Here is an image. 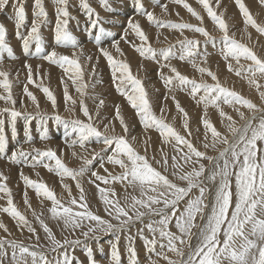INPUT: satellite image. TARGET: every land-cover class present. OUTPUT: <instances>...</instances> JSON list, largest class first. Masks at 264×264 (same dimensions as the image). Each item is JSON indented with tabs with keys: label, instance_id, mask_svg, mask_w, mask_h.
<instances>
[{
	"label": "rangeland",
	"instance_id": "374dc122",
	"mask_svg": "<svg viewBox=\"0 0 264 264\" xmlns=\"http://www.w3.org/2000/svg\"><path fill=\"white\" fill-rule=\"evenodd\" d=\"M87 2L94 10L91 16L87 10L80 6V0H68L67 9L70 19L67 30L76 38L78 46L74 48L70 43L66 45L57 43L55 38L57 5L55 0H42L45 11L48 12V17L46 22L41 24L39 30L42 47L44 48V51L39 55L35 52V41L29 45L27 51L23 49V41L17 38V29L15 27V10L23 5L26 18L24 24L19 29V33L21 36H27L32 26V21L35 19L33 15L34 11H36L34 7L35 0H8L5 8L0 10V24H3L6 29L7 43L11 47L12 54L15 57V59H10L7 51L0 50V68H4L3 70L10 73L9 80L12 85L11 92L13 100L15 101L13 104L0 100V110L5 108L9 110L7 112L0 111V120L4 121L3 135L6 140L4 154L0 155V173H3V175L7 177V180L0 181V183L7 185L11 191L13 204L18 211L26 217L29 224L36 229V233L32 234L28 231L27 226L22 224L18 226L16 219L11 217L8 213L0 211V223H3L7 228V231L0 228V236L5 237L6 240H15L18 243H22L24 246L29 247L30 251H35L38 255L43 254L50 264H56L58 259L62 260L63 253H67L70 258L74 257L73 264H76V261H79L80 264H89L87 255V250L89 248L92 249V259H94L95 264H114L111 259L113 244H116L119 251L120 264H129L130 256L128 247L130 242L128 237H132L131 246L136 250V264H151V262H155V264H167V261L162 258L163 255H167L172 260L180 258L177 257L175 253L169 252L167 247L162 249L161 244L166 245L167 240L161 238L159 232L153 234L146 227L149 223L158 226L156 222L160 219L159 215H145L140 219H134L128 225L114 231L97 232L85 237L81 233L87 231V226L91 222L85 221L82 228L75 230L64 228L63 222L53 218L49 211L52 206L51 201L43 195L38 196L32 187L26 186L21 173L24 174L23 176L29 177L32 181L45 183L48 188L54 192L56 198L65 206H68V201L70 199L68 190L63 187L65 184L68 185V189L71 191V197L79 201V190L76 188V180L70 177L61 179L54 171H49L44 168L43 165L31 167L29 166V164L32 163L30 157L29 163L27 164L23 161L13 163L8 157L12 151L21 148L29 153H31V150L34 148L39 150L51 148L57 151L58 155L62 153V159L67 167L79 169L83 163L81 157L91 159L94 152H101V149L104 148L102 142H96L95 138L87 144L85 149L80 148L79 145L69 147L70 141L76 139V134L72 131L71 120L77 118L81 120L86 119L80 112V101L83 100L84 104L93 115L95 126L101 131L104 130L103 126L105 124L109 126L106 135H125L120 121L116 119V106L119 105L120 114L128 126L126 138L133 147L140 154H145V143L147 142L146 157L152 165L164 175L168 176V178L177 185H186V182L181 181L178 175H173L174 169L171 166V158L176 156L177 162L182 166L183 170L191 171L194 164L185 163V161L180 158L187 152V149L183 145H175L174 141L164 143L157 130H145L143 128L137 116L136 109L132 108L127 99L117 91L116 85L113 83L112 79V69L107 59L101 54L100 48L107 49L115 59L117 57V60L128 62L132 74L142 80L154 114L157 117L163 116L165 121L172 125L179 134L189 139L199 151L205 152L208 156H217L219 150L223 148V145L217 144L215 149L211 147L213 140L211 131L205 129L201 122V118L205 117L209 119L217 131L231 139L226 127L228 121L225 119L222 122V118L215 107L209 105L205 110L203 103H197L199 96L203 94L202 92L198 93L197 96L193 98L190 88L180 90L176 86V82H174L170 91L161 79V75L167 77L173 74L167 67H162V65L166 63L171 64L173 67H176L182 75H186L189 79L196 80L197 83L203 81L212 84L215 82L212 81L206 73L201 74L197 71L190 60L181 61L178 58H173L169 61H165L159 52L160 49H165L169 45H173L178 56L180 52V44L178 41H182L185 38L199 41L197 47L199 55L195 59L197 65L206 67L216 73L222 86L236 91L258 106H264V102L261 101L258 91L254 86L250 85L248 79L243 78V76H237L234 71L230 72L228 70L227 64L229 62L232 63L233 68L238 67V65L234 60L226 61L222 56V33L216 28L197 0H184V2L188 3L203 17L202 26L214 37L213 41L206 40L199 33H194L187 29L183 30V34L174 29H158L156 25L151 24L147 20L145 15L138 13L134 0H108L111 11L101 7L100 0H87ZM141 3L145 11L153 12L154 16L161 21H171L173 23L183 22L201 26V22L196 20L191 13L187 12L183 4H177L174 0H141ZM210 3L218 13H224V19L229 27V34H234V38L238 42L250 47L255 51L258 57L264 59V35L258 33L251 25H245L244 17L235 4V0H220L218 6L215 4V0H210ZM243 3L251 12L256 23L264 26V5L260 3V0H243ZM161 5H165L168 12L167 10L163 11L164 8H162ZM97 13L99 14V22L98 25L93 28L91 20L97 18ZM182 13L183 16H181ZM171 14L173 15L171 16ZM130 18L133 21L139 22L148 35L149 43L157 50L155 59L142 57L132 47L133 43L139 45L141 42L132 34L130 29H128L126 40L121 39V36L125 33V29H127V22ZM100 27H103L105 31L101 34L99 42H97L95 34L99 31ZM111 32V35L107 34ZM114 41L119 42L118 47H120V52H117L115 47H113ZM92 49H94V51H92ZM129 49L132 51L130 50L129 52ZM52 50H55L58 54L69 56L76 50L75 53L78 54L79 63L82 68V80H77L76 83H73L74 72L69 71L66 73L60 66L41 58ZM126 51L129 54H127ZM81 52L82 55L80 54ZM113 52H115V54H113ZM120 55H122V57ZM240 63L247 65L251 62L241 59ZM26 64L31 66L33 83L28 82L29 69L25 67ZM257 81L261 85H264V77L257 75ZM118 82L119 81H117V83ZM81 84L87 85V87L84 88L83 96L77 91V87ZM25 86L35 97V101L29 98L25 93ZM43 87L49 88L52 92L56 101L55 107H53L52 101H50L47 95L42 91ZM65 87H67L68 95L76 101V104H72L71 101L66 102L64 94ZM0 94H6L2 88H0ZM172 97H175V101H178L187 113L191 135L185 132L184 116L177 110L176 103ZM101 99L104 101V104L101 108L97 109V105ZM220 107L228 115H231L233 119L237 121V124H242L243 121H240L235 107H239L241 111L249 115L248 110L240 105H226L221 101ZM162 108L164 109L163 113L161 112ZM12 110L21 113V115L16 118L14 125L10 115ZM97 111H99V118H96ZM56 115H59L62 119L59 121L55 120L54 117ZM13 126L15 127L14 136ZM45 129L47 130V138L42 139V135H45ZM133 137H135V140L132 139ZM205 143L209 144V148H204L203 145ZM260 147H264V145H260ZM177 148L180 150L179 152ZM73 151L77 153V156H72ZM164 155L168 158V167L166 171L163 167ZM104 157L105 154L101 152V156L93 160L92 164L89 165L90 171L86 172L82 177H77V180H79L84 188L85 197L90 206V210L94 214L109 220L111 223L118 224L119 221L110 217L105 210V205L99 196L97 184L101 187L114 190L116 195L111 198L113 200L118 199L121 206H125L126 204L124 199L125 196L136 195L139 197V189L134 190L132 187L126 186V182L112 181L107 185H104L101 181L89 183L91 171H97L100 175H107L104 169L100 168L101 159ZM157 161L160 162L158 163ZM192 161H197V158L193 156ZM199 162L203 163L207 170L209 167L208 161L201 159ZM195 166L199 167V164L196 163ZM105 167L109 172L116 175H119L122 171L118 165L114 166L107 162H105ZM204 186L207 187L210 192L213 190L212 182L210 181H205ZM25 194L29 201L28 204L24 202ZM196 195H199L198 189H194L190 197H186L185 200L193 198ZM7 199V195L0 192V209L8 206ZM30 201H32V203ZM128 203H130V200ZM33 204H36L37 207ZM184 206L185 202L182 201L178 205V208L183 209ZM72 207L75 209L78 205H73ZM157 207H162V205ZM141 211L146 210L141 209ZM33 213H35V215ZM129 214L133 215L131 210ZM41 221L51 229L56 239L61 242L67 238L69 240L78 239L80 243L73 246H64L53 251V246L41 227ZM194 223H201L199 216H197ZM138 230H143V238L138 234ZM170 230L179 235L174 224L170 225ZM192 231L194 233L198 232V228H193ZM153 238L156 240L154 245L149 243ZM191 243L195 245L196 240L193 239ZM177 245L180 246L179 241H177ZM183 247L185 253H187V245ZM12 251L11 247L6 244L4 248L5 254L0 255V264H15V261L12 259ZM25 259L26 264H32V258L30 256H26ZM37 261L39 264V256H37Z\"/></svg>",
	"mask_w": 264,
	"mask_h": 264
},
{
	"label": "snow or ice",
	"instance_id": "6c2138e0",
	"mask_svg": "<svg viewBox=\"0 0 264 264\" xmlns=\"http://www.w3.org/2000/svg\"><path fill=\"white\" fill-rule=\"evenodd\" d=\"M174 2L183 4V7L196 20L201 22V26L191 23L161 21L154 16L153 12L144 10L141 0H134L138 13L145 15L147 20L151 24L156 25L158 29H174L180 31L181 34H183V30L187 29L194 33H199L206 40H214L209 31L202 26L203 17L200 13L188 3H185L184 0H174ZM197 2L203 7L207 16L222 33V56L226 61L234 60L238 65V67L233 68L232 63L229 62L227 64L228 70L230 72L234 71L237 76H243V78L248 79L250 85L254 86L258 91L261 101L264 102V90H262L264 89V85H261L257 81V75L264 77V59L258 57L250 47L238 42L234 38V34H229V27L224 19V13H218L210 3V0H197ZM7 3L8 0H0V10L4 9ZM55 3L57 5L56 41L58 44L64 45L70 43L75 48L78 46L76 38L67 30L70 19L67 9L68 0H55ZM260 3L264 5V0H260ZM215 4L218 6L220 0H215ZM235 4L244 17L245 25H251L258 33L264 35V26L256 23L243 0H235ZM100 5L106 10L111 11L108 0H100ZM80 6L87 10L90 16L93 14L94 10L89 6L87 0H80ZM34 7L36 9L33 13L35 19L32 21V26L27 36H21L19 33V29L24 24L26 18L23 5L15 10V27L17 29V38L23 41V49L27 51L29 45L35 41V52L39 55L44 51L39 30L41 24L46 22L48 14L45 11L42 0H35ZM161 7L165 11L167 10L165 5H161ZM96 17V19L91 20L93 28L98 25V13ZM128 29L141 42L139 45L133 43L132 47L142 57L155 59L157 50L149 43V37L139 22L133 21L131 18L128 19L127 29H125L124 35L121 36L122 40H126ZM104 31L105 29L100 27L99 31L95 34L97 42H99L100 36ZM108 34L111 35V33ZM178 43L180 44L178 56L173 45L159 50L163 59L165 61L173 58H178L181 61L190 60L197 71L201 74L206 73L215 83L209 84L203 81L197 83L196 80L182 75L176 67L168 63L162 65V67H167L173 75L167 77L161 75V79L170 91L174 82H176V86L180 90L190 88L193 98L202 92L203 94L199 96L197 103H203L205 110L209 105L215 107L222 118V122L225 119L228 121L226 127L231 139L217 131L209 119L205 117L201 118L205 129L211 131L213 137L211 147L215 149L217 144L223 145V148L219 150L218 155L215 157L208 156L205 152L199 151L189 139L179 134L172 125L167 123L163 116L157 117L154 114L143 82L132 74L128 62L115 59L107 49L100 48V52L107 59L112 69V79L117 91L127 99L132 108L136 109L143 128L145 130H157L164 143L174 141L175 145H183L187 149V152L180 158L185 163L194 164L191 171H184L182 166L178 164L176 156L171 158V166L174 169L173 175H178L181 181L186 182L185 186L177 185L152 165L146 157L147 142L145 143V154H140L128 141L126 138L128 126L120 114L119 105L116 106V119L120 121L125 135H106L109 126L105 124L103 131L95 126L93 115L83 100H81L80 112L86 119L81 120L77 118L71 120L72 131L76 134V139L71 140L69 144V147L79 145L80 148L85 149L87 144L95 138L96 142H102L104 145L101 152L105 154V157L101 159L100 168L104 169L107 175H100L97 171H91L89 183L101 181L104 185H107L112 181L126 182V186L132 187L134 190L139 189V197L136 195L125 196L126 204L125 206H121L118 199L113 200L111 198L116 195L114 190L101 187L97 184L99 196L105 205V210L110 217L119 221L118 224H113L90 210L84 188L79 180H77V177H82L86 172L90 171L89 165L92 164L93 160L101 156V152H94L91 159L81 157L83 163L79 169L67 167L62 159V153L58 155L57 151L51 148L46 150L34 148L31 150V153L34 154L26 152L22 148L17 149L11 152L8 159L13 163L23 161L27 164L30 157L32 163L29 166L36 167L37 165H43L49 171H54L61 179L70 177L76 180V188L79 190V201L71 197V191L68 189V185L65 184L63 187L68 190L70 197L68 206H65L56 198L54 192L45 183L32 181L21 173L26 186L32 187L38 196L43 195L51 201L52 206L49 211L53 218L63 222L64 228L75 230L82 228L85 221L91 222L87 226V231L81 233L85 237L97 232H111L128 225L134 219H140L149 214H156L160 217L156 222L158 226L149 223L146 225L147 229L153 234L159 232V236L167 240V244H161V248L167 247L169 252L175 253L180 258L172 260L167 255H163L162 258L167 261V264H264V147H260V145H264V106H258L236 91L222 86L216 73L206 67L197 65L195 59L199 55L197 52L199 41L185 38L182 41H178ZM113 47L116 48L117 52H120L118 42L114 41ZM0 50L7 51L8 57L15 59L12 49L7 43L6 29L3 24H0ZM80 54L82 55V52ZM41 58L60 66L66 73L69 71L74 72L73 83H76L77 80H82V68L77 53L74 52L69 56L58 54L55 50H52ZM241 59L250 61L251 63L243 65L240 63ZM25 67L29 69L28 82L33 83L31 66L26 64ZM9 76L10 73L8 71L0 68V88L6 93L0 94V100L14 104L15 101L12 97V85ZM117 81L119 82L117 83ZM86 87L87 85L85 84L77 87V91L80 92L81 96L84 95V88ZM24 91L29 98L35 101V97L28 91L26 86ZM42 91L52 101L53 107H55V97L50 89L43 87ZM64 94L66 102L71 101L72 104H76V101L68 95L67 87H65ZM172 98L175 101V97ZM221 101L226 105H240L248 110L249 115H246L239 107H235L240 121H243L242 124H237V121L220 107ZM175 103L177 110L184 116V130L191 135L187 113L178 101H175ZM103 104L104 101L101 99L97 105V109L101 108ZM0 111L7 112L9 110L5 108ZM161 112H164L163 108ZM10 115L14 125L16 118L21 113L12 110ZM96 118H99V111L96 113ZM54 119L59 121L62 117L56 115ZM3 124L4 121L0 120V155L4 154L6 146L5 136L3 135ZM46 131L45 129V135H42V139L47 138ZM14 135L15 127L13 126ZM132 139L135 140V137ZM203 146L206 149L209 148L208 143H205ZM177 151L179 152L180 150L177 148ZM72 156H77V153L73 151ZM193 156L197 158V161H192ZM201 159L208 161L209 167L207 170L205 165L199 162ZM105 162L114 166L118 165L122 170L121 173L116 175L109 172L105 167ZM157 162L159 163L160 161ZM196 163L199 164V167L195 166ZM163 167L166 171L168 167L166 155H164ZM5 180H7V177L3 173H0V181ZM205 181L212 182L213 190L211 192L204 186ZM194 189H198L199 195L185 200L186 197H190ZM0 192L5 193L8 197V206L0 209V211L8 213L17 220L18 226L21 224L27 226L28 231L35 234L36 229L29 224L26 217L13 204L11 191L6 184L0 183ZM129 200L130 203H128ZM182 201L185 202V206L183 209H179L178 205ZM24 202L25 204L29 203L26 194ZM73 205H78V207L74 209ZM159 205H162V207H157ZM141 209H145L146 211H141ZM130 210L133 215L129 214ZM33 214L35 215V213ZM197 216H199L201 221L200 224L194 223ZM40 223L47 234L49 242L53 246V251L64 246H73L80 243L78 239L69 240L67 238L61 242L56 239L51 229L43 221ZM173 224L178 230L179 235L170 230V225ZM0 228L7 231L3 223H0ZM193 228H198V232L194 233L192 231ZM138 234L143 238V230H138ZM128 239L130 242L128 247L129 264H136V250L131 246L133 238L128 237ZM193 239L196 240L195 245L191 243ZM177 241H179L180 246L177 245ZM149 243L154 245L156 243L155 238L149 241ZM6 244L13 250L12 259L15 261V264H26V256L32 258V264H38V254L35 251H30L29 247L15 240H6L3 236H0V255L5 254L4 248ZM184 245L188 247L187 253L184 251ZM87 255L89 264H95L94 259H92V249L89 248L87 250ZM62 256V260L58 259L56 264H73L74 257L70 258L67 253H63ZM111 259L114 264H120V255L116 244L112 245ZM39 264H50V262L46 260L43 254H40ZM76 264H80V262L76 261ZM151 264H155V262H151Z\"/></svg>",
	"mask_w": 264,
	"mask_h": 264
},
{
	"label": "bare ground",
	"instance_id": "6f19581e",
	"mask_svg": "<svg viewBox=\"0 0 264 264\" xmlns=\"http://www.w3.org/2000/svg\"><path fill=\"white\" fill-rule=\"evenodd\" d=\"M49 1V0H48ZM47 2V1H46ZM170 2V1H169ZM168 2V3H169ZM167 3V4H168ZM171 4V3H170ZM113 6V5H112ZM169 6V5H168ZM113 7H115V6H113ZM160 7V6H159ZM174 7H175V5H174ZM154 8V7H153ZM167 8V7H166ZM223 8V7H222ZM157 9V8H156ZM161 9V8H160ZM159 9V10H160ZM263 9V8H262ZM264 10V9H263ZM120 11V10H119ZM163 11H165V10H163ZM106 12V11H105ZM167 12H168V10H167ZM186 12V11H185ZM188 12V11H187ZM260 12H261V10H260ZM48 13V12H47ZM164 13V12H163ZM170 13V12H169ZM262 13V12H261ZM173 14H171V16H172ZM178 15V14H177ZM181 16H183V13H182V15ZM48 17V16H47ZM130 17V16H129ZM163 17V16H162ZM169 17V16H168ZM114 20V19H113ZM193 20V19H192ZM211 22V21H210ZM207 23V22H206ZM151 25V24H150ZM113 27V26H112ZM143 29V28H142ZM153 29V28H152ZM146 30V29H145ZM147 31V30H146ZM149 33V32H148ZM108 34V33H107ZM111 34H112V32H111ZM118 34V33H117ZM244 34V33H243ZM109 35V34H108ZM131 35V34H130ZM156 35V34H155ZM159 35V34H158ZM171 35V34H170ZM152 37V36H151ZM47 38V37H46ZM154 38V37H153ZM101 39V38H100ZM118 41V40H117ZM132 41V40H131ZM213 41V40H212ZM119 43V42H118ZM129 43V42H128ZM103 45V44H102ZM121 45H123V44H121ZM215 45V44H214ZM120 46V45H119ZM84 47H86V46H84ZM83 47V48H84ZM124 47V46H123ZM126 47V46H125ZM82 48V47H81ZM89 48V47H88ZM109 48V47H108ZM120 48V47H119ZM70 49V48H69ZM116 49V48H115ZM89 50H90V48H89ZM130 50L131 49H129V52H130ZM76 51V50H75ZM75 51H73V52H75ZM78 51V50H77ZM92 51H94V49H92ZM96 51V50H95ZM132 51V50H131ZM111 52V51H110ZM127 52V51H126ZM125 52V53H126ZM133 53V52H132ZM72 54V53H71ZM113 54H115V52H113ZM127 54H129L128 52H127ZM121 57H122V55H120ZM130 58V57H129ZM137 58V57H136ZM29 59V58H28ZM116 59H117V57H116ZM125 59V58H124ZM135 60V59H134ZM34 61V60H33ZM32 61V62H33ZM39 61V60H38ZM31 63V62H30ZM42 65V64H41ZM49 66V65H48ZM5 67V66H4ZM4 69V68H3ZM141 70V69H140ZM138 71V70H137ZM148 75V74H147ZM143 76V75H142ZM191 76V75H190ZM149 77V76H148ZM198 78V77H197ZM159 89V88H158ZM172 89V88H171ZM160 90V89H159ZM188 90V89H187ZM109 91V90H108ZM161 92V91H160ZM182 94V93H181ZM167 95V94H166ZM159 96V95H158ZM157 96V97H158ZM168 96H170V95H168ZM167 96V97H168ZM159 99V98H158ZM163 100V99H162ZM128 108V107H127ZM131 123V122H130ZM23 147V146H22ZM4 161V160H3ZM9 164V163H8ZM16 165V164H15ZM20 166V165H19ZM21 173V172H20ZM24 175V174H23ZM11 177V176H10ZM46 179V178H45ZM31 193V192H30ZM28 194V193H27ZM23 196V195H22ZM33 196V195H32ZM36 197V196H35ZM41 200V199H40ZM31 203H32V201H30ZM39 202V201H38ZM34 206H36V204H33ZM37 207V206H36ZM103 249V248H102ZM47 254V253H46ZM99 254H101V253H99ZM39 256V255H38ZM46 256V255H45ZM47 257V256H46ZM48 257H50V256H48ZM48 259V258H47ZM53 261V260H52ZM53 264V263H52Z\"/></svg>",
	"mask_w": 264,
	"mask_h": 264
}]
</instances>
